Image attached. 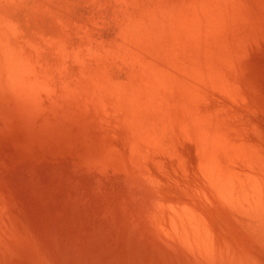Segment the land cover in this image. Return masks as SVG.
Returning a JSON list of instances; mask_svg holds the SVG:
<instances>
[{"label":"rangeland","instance_id":"1","mask_svg":"<svg viewBox=\"0 0 264 264\" xmlns=\"http://www.w3.org/2000/svg\"><path fill=\"white\" fill-rule=\"evenodd\" d=\"M0 264H264V0H0Z\"/></svg>","mask_w":264,"mask_h":264}]
</instances>
